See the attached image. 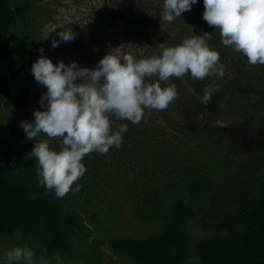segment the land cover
Returning a JSON list of instances; mask_svg holds the SVG:
<instances>
[{
	"label": "trees",
	"instance_id": "obj_1",
	"mask_svg": "<svg viewBox=\"0 0 264 264\" xmlns=\"http://www.w3.org/2000/svg\"><path fill=\"white\" fill-rule=\"evenodd\" d=\"M132 4L110 12L142 30ZM40 18L34 0H0V236H12L16 243L35 240L37 257L72 256L82 244L89 245L93 260L80 257L84 264H104L106 258L107 264L123 258L132 264H264V150L235 148L224 155L227 146L215 145L208 131L209 107L202 109L207 116L192 121L194 128L169 115L164 125L144 115L139 123L129 122L120 148L84 157L86 172L72 185L79 190L63 198L38 183V165L30 155L35 138H26L20 122L34 120L36 110L31 102L40 84L30 69L44 47ZM150 28L147 34L153 35ZM244 79L232 85L258 83L264 75ZM183 100L182 94L175 101ZM214 104L223 115L251 127L264 118V93L224 94ZM11 112L7 137L2 119ZM46 138L42 133L37 140ZM49 142L57 150L61 146L60 138ZM110 194L121 200L107 201ZM83 198L84 207L77 203ZM120 201L128 203L139 222L158 223L160 232L142 238L96 237L85 226V221L91 224L90 208L100 202L114 210ZM213 201L218 206L211 212L207 205ZM190 222L206 234L203 239L195 241Z\"/></svg>",
	"mask_w": 264,
	"mask_h": 264
},
{
	"label": "clouds",
	"instance_id": "obj_2",
	"mask_svg": "<svg viewBox=\"0 0 264 264\" xmlns=\"http://www.w3.org/2000/svg\"><path fill=\"white\" fill-rule=\"evenodd\" d=\"M198 2L162 0L161 21H175ZM203 5V20L215 26L224 46L243 54L250 65H264V0H203ZM58 35L60 39L52 41L53 48L76 38L71 29ZM209 36L208 32L193 34L175 46L159 43L152 54L139 58L110 51L95 68L79 67L76 61L54 64L41 48L30 72L47 89L39 101L43 110L33 111L34 120L20 122L26 138H35L30 155L38 165V183L58 198L78 191L79 186L73 189L72 185L86 172L84 157L122 145L128 125L114 128L113 116L136 124L146 109H167L178 98L173 78H222L225 65L218 51L210 47ZM217 90L206 87L203 99L210 100ZM216 123L225 126L223 121ZM42 133L47 138L37 140ZM52 138H60L58 150L50 146ZM85 226L92 228L87 221ZM3 257L0 264H53V260L62 264L59 254L36 258L28 244L6 250Z\"/></svg>",
	"mask_w": 264,
	"mask_h": 264
},
{
	"label": "rangeland",
	"instance_id": "obj_3",
	"mask_svg": "<svg viewBox=\"0 0 264 264\" xmlns=\"http://www.w3.org/2000/svg\"><path fill=\"white\" fill-rule=\"evenodd\" d=\"M34 1L42 22L40 45L44 44V55L50 58L54 64L57 61H63L66 64L76 61L79 67L95 68L98 61L110 51L121 56L131 54L139 58L152 54L159 43H164L165 46H175L193 34L210 33L208 37L210 47L218 52H224V56H220V60L225 65V75L222 78L206 77L205 80H196L190 75H186L183 78H173L172 82L177 86L178 97L183 94L184 100L174 101L165 110L146 109L144 118L147 121L156 120V123L164 125L165 123L162 119L164 116L169 115L172 120L178 121L183 126L188 124V128H194L192 121L196 117L207 116L204 115L202 109L209 107L210 113L208 114L210 115L212 127L208 125V131L215 135V145L218 147H221L219 145L227 146L224 155H229L235 148L248 152L264 150V118L259 120V125L251 127L245 121L231 118L229 115H223L224 113L214 104H217L219 97H223L224 94L234 96L251 92L264 93V79L258 83L254 81L232 85L237 78L246 79V77L253 78L256 74L264 75V65L257 64L254 69L253 65L247 62V58L243 54L234 51L231 46L226 47L222 44L221 35L218 31H215V26H209L202 18L204 11L203 0H199L190 11L184 12L180 18L171 23L161 21L162 0ZM128 4H132L134 12L138 10V19L143 22L142 30H138L125 21L113 18L110 11H117ZM132 17L134 18V16ZM147 27H151L150 30L153 35L147 34ZM68 29L72 30L76 38L68 42H61L58 47L53 48V39L59 40L58 33ZM121 45L125 46L116 49ZM241 72L247 73L244 74V77H241L239 76ZM208 86L218 90L213 92L210 100L205 101L203 99L204 89ZM46 91V87L40 85L38 94L34 96L31 102L33 109L43 110L39 101L41 95ZM200 103L203 104V108L200 107ZM217 111L218 114H212ZM11 115H13V112L10 113V116H4L2 119L4 123L7 122L6 129L8 130L6 131L7 133L5 132L7 137L13 119ZM112 119L114 120V128H118L123 123L129 124V121H121L115 116ZM218 120L223 121L225 126H218L216 123ZM165 129L166 127L164 126L161 132H165ZM170 130L167 129V131ZM180 137H183V134ZM2 156L7 160L10 159L8 152H5ZM109 197L107 201L110 202L119 199L117 195L110 194ZM83 201L84 198L77 202L79 206L84 207L86 205L82 203ZM94 204L97 209L90 208L89 216L90 225H92L96 237L106 239L119 236L142 238L160 232L161 226L158 223L143 224L136 220L131 215L127 202L125 204L120 201V204H117L114 210H111V204L102 205L100 202ZM217 206L218 203L216 201L207 205L211 212L217 210ZM201 211L207 213L203 209ZM193 224V222H190L191 228L189 229L197 242L203 239L206 234L197 226L193 228ZM24 244L33 247L35 252L39 248L38 242L36 243L33 239L16 243L12 236H0V256L3 257L4 252L8 249ZM93 256V248L82 244L80 249L78 248V252H74L72 256H61V260L62 264H84L79 259L80 257L90 262L91 259L93 260L91 258ZM36 258L39 257L36 256ZM108 261L109 258H106V263L104 262V264H107ZM116 264H132V262L128 258H123Z\"/></svg>",
	"mask_w": 264,
	"mask_h": 264
}]
</instances>
